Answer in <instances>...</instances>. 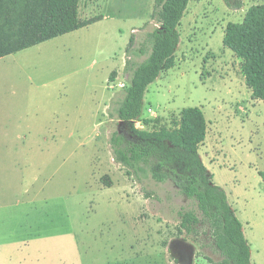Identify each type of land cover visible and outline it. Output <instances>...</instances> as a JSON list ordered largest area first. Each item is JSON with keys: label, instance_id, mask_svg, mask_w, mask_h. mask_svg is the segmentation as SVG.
<instances>
[{"label": "rangeland", "instance_id": "1", "mask_svg": "<svg viewBox=\"0 0 264 264\" xmlns=\"http://www.w3.org/2000/svg\"><path fill=\"white\" fill-rule=\"evenodd\" d=\"M154 5L80 0L82 20H103L0 59V230L28 240L9 264H180L174 241L195 246L193 264L223 259L208 226L180 232L179 212L193 201L169 182H137L110 150L118 126L109 112L129 84L126 49L159 25ZM254 5L264 0L190 1L174 66L148 87L135 127L173 129L184 109L203 112L199 154L243 225L251 264H264V101L223 43Z\"/></svg>", "mask_w": 264, "mask_h": 264}, {"label": "trees", "instance_id": "2", "mask_svg": "<svg viewBox=\"0 0 264 264\" xmlns=\"http://www.w3.org/2000/svg\"><path fill=\"white\" fill-rule=\"evenodd\" d=\"M191 0H155L153 18L159 24L137 44L132 36L127 53L129 84L109 112L118 130L109 139L114 162L137 182L152 179L171 183L178 194L193 201L182 210L180 232L196 235L208 226L222 260L211 264H251V248L244 228L223 188L204 165L199 147L207 136V121L199 108H186L173 129L146 131L141 122L148 87L170 70L180 44L179 27ZM80 0H0V59L54 38L86 28L101 16L82 20ZM241 60V70L252 97L264 101V5L250 7L243 22L228 24L223 40ZM136 56H146L135 63ZM114 72L110 80H115ZM264 180V172L260 173ZM111 184L108 176L103 178ZM145 198L153 197L144 191Z\"/></svg>", "mask_w": 264, "mask_h": 264}, {"label": "crops", "instance_id": "3", "mask_svg": "<svg viewBox=\"0 0 264 264\" xmlns=\"http://www.w3.org/2000/svg\"><path fill=\"white\" fill-rule=\"evenodd\" d=\"M3 234L4 240L1 242L2 237L0 236V255L4 256L0 259L1 264H9L12 263L14 258L16 257V260H21L23 259L21 256L16 255L17 251H23V249L28 248L26 246L28 240H21V241H16L11 238V233L9 232V227L5 225L2 230H0V234ZM25 246V247H24ZM14 251V253H12ZM1 257V256H0Z\"/></svg>", "mask_w": 264, "mask_h": 264}, {"label": "water", "instance_id": "4", "mask_svg": "<svg viewBox=\"0 0 264 264\" xmlns=\"http://www.w3.org/2000/svg\"><path fill=\"white\" fill-rule=\"evenodd\" d=\"M179 242V241H174L170 244V250L175 246V244ZM185 242V244L187 245L186 250L181 253L180 257H178V260L180 262V264H193L194 263V258H195V252H196V248L194 245Z\"/></svg>", "mask_w": 264, "mask_h": 264}, {"label": "flooded vegetation", "instance_id": "5", "mask_svg": "<svg viewBox=\"0 0 264 264\" xmlns=\"http://www.w3.org/2000/svg\"><path fill=\"white\" fill-rule=\"evenodd\" d=\"M187 245L183 241H179L175 244V246L171 249V253L176 257H180L181 253L186 250ZM179 261V260H178ZM180 263V262H179Z\"/></svg>", "mask_w": 264, "mask_h": 264}]
</instances>
